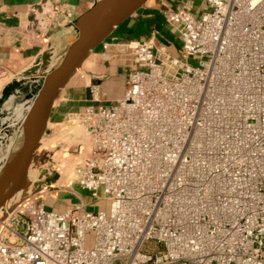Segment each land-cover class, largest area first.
<instances>
[{
  "label": "built area",
  "instance_id": "2783aa9c",
  "mask_svg": "<svg viewBox=\"0 0 264 264\" xmlns=\"http://www.w3.org/2000/svg\"><path fill=\"white\" fill-rule=\"evenodd\" d=\"M195 8L162 11L175 53L153 36L99 45L130 62L112 105L88 83L65 115L76 201L48 209L60 178L31 163L0 209V264H264V0Z\"/></svg>",
  "mask_w": 264,
  "mask_h": 264
},
{
  "label": "crops",
  "instance_id": "0c3cea01",
  "mask_svg": "<svg viewBox=\"0 0 264 264\" xmlns=\"http://www.w3.org/2000/svg\"><path fill=\"white\" fill-rule=\"evenodd\" d=\"M97 1L0 0V74H15L35 61L37 64L42 57V52L47 53L52 49L58 34L64 32V40L72 37L75 33L73 26L78 18L90 10ZM177 1L149 0L131 18L117 27L105 41L109 43L131 40L143 42L153 36L158 44L165 45L175 53L179 46L177 33L165 22L162 11L174 6ZM41 4L42 12H36L35 19L38 24L43 22L48 27L36 34L28 20V13L31 12V6ZM195 9L197 13L201 10L197 0ZM42 43H49L43 51H41ZM99 48L100 46L89 55V57L93 55V61L85 68L91 75L88 83L98 86L102 96L112 92L115 99L119 98L122 96L129 68V51L117 52L104 58L99 52L95 53ZM34 68L36 70V65ZM117 77L122 80H118ZM66 90L72 98L71 102H67L71 106L69 111L72 112L74 102L78 100L83 103L87 91L86 88L82 91L76 83L68 84Z\"/></svg>",
  "mask_w": 264,
  "mask_h": 264
},
{
  "label": "water",
  "instance_id": "95a60500",
  "mask_svg": "<svg viewBox=\"0 0 264 264\" xmlns=\"http://www.w3.org/2000/svg\"><path fill=\"white\" fill-rule=\"evenodd\" d=\"M116 1L117 0H98L90 10L78 18L73 26V30L75 33H78V36L68 45L67 50L62 54L57 65L49 67V69L45 71H36L34 68L36 65L35 61L24 70L13 74L11 80L2 87L0 92V115L3 113L7 104L6 96L13 89L24 87L28 84H37L39 88L44 89L46 94L45 100L40 103L33 114L36 125L30 137V145L26 147V140L24 137L22 147L11 155V160H9L2 169L0 176V209L12 195L26 186L27 177L24 170H26L32 160L28 150H34L38 139L41 136L43 137L51 116L53 105L60 91L64 89L76 69L84 62L90 53L105 41L117 27L131 18L149 0H128L114 12L107 14L99 26L85 36L82 31L83 21L90 18L101 8L104 10L110 8ZM42 9V4L33 5L31 6V12L28 13V20L36 34L40 33L41 29H46L48 27L47 24L43 22L38 24L35 19V13H41ZM42 54L44 55L46 52H42Z\"/></svg>",
  "mask_w": 264,
  "mask_h": 264
},
{
  "label": "rangeland",
  "instance_id": "374dc122",
  "mask_svg": "<svg viewBox=\"0 0 264 264\" xmlns=\"http://www.w3.org/2000/svg\"><path fill=\"white\" fill-rule=\"evenodd\" d=\"M197 3L202 6L203 0H197ZM77 36L78 33L76 32L72 35L71 38L66 39L65 42L70 45L77 38ZM47 45L48 43H42L41 51L46 49L48 47ZM99 49H97L95 53L99 52L104 58H107L108 56H106L104 53L102 54L101 49ZM53 54L54 52L52 53V55ZM92 57L88 56L84 60V62L76 69L72 77L69 79V85L76 83L78 84V88H80L82 91H84L85 88L87 91L86 86L91 75L85 68L87 67V64L93 61ZM60 59L61 58H59L56 63L52 64L51 67L57 65ZM12 77L13 74H0V92L2 87L6 83H8ZM117 79L122 80L120 77H117ZM67 85L64 89H62V91H60V94L53 105L51 116L43 137L41 136L38 139L35 149L32 150V155L35 156L37 160H40V162H37V164H40L42 166L41 169L37 168L33 170L35 176H38L42 170L46 169L56 170L58 173V178H60V180L56 183L53 189L48 191V193L54 194V200L49 197L46 198V207L57 212L63 211V209L67 207L66 205H69L71 202L76 201V199L72 197L70 193L71 188H73L74 191L78 190L77 185L73 180L71 171V161L74 160L75 157L70 152V150H72V146L71 142L69 141L70 137L68 136V134H66L70 127L73 125L72 121L66 119L65 116L67 113L71 112L69 111L71 106L68 105L67 102H71L70 100L72 99L71 96L68 95V92L66 90ZM114 97L115 96L112 92L104 94L103 98L105 99V102H103L101 105H112L115 100ZM80 105H82L81 101L77 100V102H74V111H76ZM11 140L13 142L11 141L12 146L10 147V150L13 154L22 147L24 134L20 133L18 136L14 137V139L11 138ZM5 153L6 149L2 150L0 156L4 155ZM31 170L32 169L30 168V170L28 171L29 176L31 174H34L33 172H31ZM96 206L98 209L108 211L109 202L106 200H101L96 203ZM92 241L93 232H88L86 234V246L90 247L92 245Z\"/></svg>",
  "mask_w": 264,
  "mask_h": 264
},
{
  "label": "bare ground",
  "instance_id": "6f19581e",
  "mask_svg": "<svg viewBox=\"0 0 264 264\" xmlns=\"http://www.w3.org/2000/svg\"><path fill=\"white\" fill-rule=\"evenodd\" d=\"M127 1L128 0H117L110 8L106 10L101 8L90 18L85 19L82 23V31L84 32V35L86 36L94 31L107 14L114 12ZM64 34V32L58 34L52 44V49L45 55L42 54L43 56L36 64V71H45L49 69L52 64L56 63L58 59L61 58L60 56L68 47V44L64 40ZM53 52L54 54L52 55ZM45 94L44 89L39 88L37 84H28L24 87L13 89L7 94V104L3 113L0 115V154L2 153V150L6 149V153L0 156V176L5 164L11 160L12 153L10 147L13 142L11 138L14 139V137L23 133L26 140V147L30 145V137L32 136L33 128L36 125V122L33 119V114L40 103L45 100ZM28 152L29 155H31L32 161L26 170H24L26 177H28V171L30 170L31 165L40 162V160H37L36 157L32 155V150H28ZM26 190L27 189L24 187L16 192L15 195H12L3 205L1 210L4 211L7 206L12 203V200L23 198Z\"/></svg>",
  "mask_w": 264,
  "mask_h": 264
}]
</instances>
